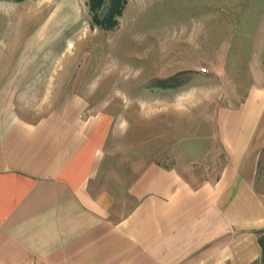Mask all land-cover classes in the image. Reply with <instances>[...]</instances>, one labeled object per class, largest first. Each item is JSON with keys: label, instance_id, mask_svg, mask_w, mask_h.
Instances as JSON below:
<instances>
[{"label": "rangeland", "instance_id": "obj_1", "mask_svg": "<svg viewBox=\"0 0 264 264\" xmlns=\"http://www.w3.org/2000/svg\"><path fill=\"white\" fill-rule=\"evenodd\" d=\"M12 3L0 0V50L16 36L18 48L0 56L23 65L0 67L4 101L26 119L74 105L103 128L92 191L114 194L113 218L136 204L157 167L193 182L218 175L216 113L237 106L259 71L251 59L264 49V0H127L111 30L92 25L86 0H30L34 12L56 16L35 49L24 47L36 20L19 26L23 35L5 34L25 7ZM169 77L173 87L158 86ZM258 181L264 188V157Z\"/></svg>", "mask_w": 264, "mask_h": 264}, {"label": "crops", "instance_id": "obj_2", "mask_svg": "<svg viewBox=\"0 0 264 264\" xmlns=\"http://www.w3.org/2000/svg\"><path fill=\"white\" fill-rule=\"evenodd\" d=\"M8 2L22 7L30 0ZM30 7L16 15V31L5 33L23 35L21 29L36 20L40 26L28 32L25 49H35L39 40L43 45L48 30L41 26L56 17L50 20L45 11ZM6 40L0 52L18 48L17 36ZM260 50L252 54L251 64L259 71L243 100L216 113V135L224 153L218 175L193 182L177 168L157 167L140 187L136 204L117 218L111 214L114 194L109 189L92 191L103 128L82 119L81 108L65 103L26 119L13 101H4L0 86V264H260ZM21 65L20 58L13 63L0 56V67Z\"/></svg>", "mask_w": 264, "mask_h": 264}, {"label": "trees", "instance_id": "obj_3", "mask_svg": "<svg viewBox=\"0 0 264 264\" xmlns=\"http://www.w3.org/2000/svg\"><path fill=\"white\" fill-rule=\"evenodd\" d=\"M21 1V0H14ZM88 13L92 25L104 30H111L118 24V18L122 15L127 4V0H86ZM161 87H173V77L159 80ZM257 237L260 246V264H264V230L259 231Z\"/></svg>", "mask_w": 264, "mask_h": 264}]
</instances>
